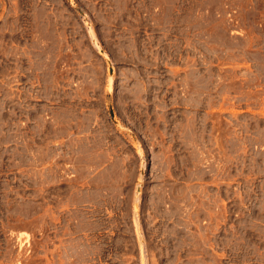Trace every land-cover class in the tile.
I'll return each instance as SVG.
<instances>
[{
    "label": "rangeland",
    "instance_id": "1",
    "mask_svg": "<svg viewBox=\"0 0 264 264\" xmlns=\"http://www.w3.org/2000/svg\"><path fill=\"white\" fill-rule=\"evenodd\" d=\"M0 264H264V0H0Z\"/></svg>",
    "mask_w": 264,
    "mask_h": 264
}]
</instances>
